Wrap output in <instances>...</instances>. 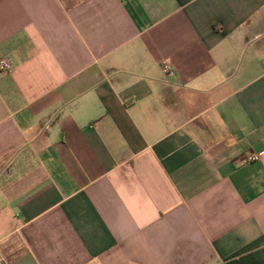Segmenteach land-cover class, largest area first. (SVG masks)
I'll list each match as a JSON object with an SVG mask.
<instances>
[{
	"label": "crops",
	"instance_id": "0c3cea01",
	"mask_svg": "<svg viewBox=\"0 0 264 264\" xmlns=\"http://www.w3.org/2000/svg\"><path fill=\"white\" fill-rule=\"evenodd\" d=\"M5 56L0 260L264 264V0H0Z\"/></svg>",
	"mask_w": 264,
	"mask_h": 264
},
{
	"label": "built area",
	"instance_id": "2783aa9c",
	"mask_svg": "<svg viewBox=\"0 0 264 264\" xmlns=\"http://www.w3.org/2000/svg\"><path fill=\"white\" fill-rule=\"evenodd\" d=\"M14 63L10 57H0V72H9L13 69ZM164 71L165 72H170L171 67L165 63L164 65ZM260 158V154L258 152H248L242 154L240 157V162L241 163H247V162H252L256 161Z\"/></svg>",
	"mask_w": 264,
	"mask_h": 264
},
{
	"label": "water",
	"instance_id": "95a60500",
	"mask_svg": "<svg viewBox=\"0 0 264 264\" xmlns=\"http://www.w3.org/2000/svg\"><path fill=\"white\" fill-rule=\"evenodd\" d=\"M0 264H6L3 260H0Z\"/></svg>",
	"mask_w": 264,
	"mask_h": 264
}]
</instances>
